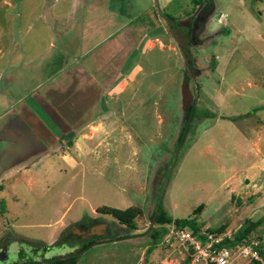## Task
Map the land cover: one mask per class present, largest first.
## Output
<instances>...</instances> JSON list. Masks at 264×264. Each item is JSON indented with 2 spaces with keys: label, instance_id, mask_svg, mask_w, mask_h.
Instances as JSON below:
<instances>
[{
  "label": "rangeland",
  "instance_id": "obj_1",
  "mask_svg": "<svg viewBox=\"0 0 264 264\" xmlns=\"http://www.w3.org/2000/svg\"><path fill=\"white\" fill-rule=\"evenodd\" d=\"M219 1L231 26L217 36L202 28L203 41L190 47L192 79L162 17L180 26L199 12L196 0H0V174L10 170L0 175L10 210L0 218V264L61 256L89 240L97 243L75 264H192L179 242L153 239L161 229L150 220L157 200L166 215L193 217L209 232L243 223L249 197L229 198L226 188L252 160L249 140L264 117V5ZM96 17L106 23L93 26ZM158 18L164 46L140 49L135 38ZM113 22L123 26L120 40L103 45L100 63L89 62L88 36ZM113 49L120 56H110ZM126 57V68L138 60L141 70L117 77ZM183 81L197 115L175 145ZM48 150L73 164L41 155ZM100 206L131 209V222L96 212ZM11 215L16 221L6 226ZM92 221L105 223V234L72 235ZM256 228L248 241L259 239Z\"/></svg>",
  "mask_w": 264,
  "mask_h": 264
},
{
  "label": "crops",
  "instance_id": "obj_2",
  "mask_svg": "<svg viewBox=\"0 0 264 264\" xmlns=\"http://www.w3.org/2000/svg\"><path fill=\"white\" fill-rule=\"evenodd\" d=\"M259 1L262 2V4L264 5V0H259ZM212 2H213V10L208 16V18L206 19V21L204 22L203 29H204V33L209 36H214V35L217 36L216 34L219 30L221 31L223 30L222 32L229 31V29H226V28L228 26H231L232 20H228L227 18H225L226 14L223 13L222 10L220 9L222 8L220 5L221 1L212 0ZM262 15L264 16V12L260 14V17H262ZM96 18L97 20L93 18L92 20L93 22H91L93 26L97 25L98 27L102 23L104 24L106 23L105 19L99 18V17H96ZM214 18H215V21H213ZM262 19L264 20V17ZM157 21L160 23H157L155 26H152L150 28L151 32L148 35L146 36L142 35V39L140 40L135 38V41H137L136 43L137 44L139 43L138 46L140 45V49L146 50V49H151V48H156V47L162 48L164 46V42L166 41V39L164 38L165 31H164L163 23H161L160 18H158ZM210 23H211V26L209 29L208 26ZM116 24L117 23L113 22L112 24L113 28L109 29V31L107 32L104 31L101 34H99L100 32H96L88 36L87 38L88 41L86 45L89 46L90 42L93 41L91 48L89 50V56L91 57H87L89 62L92 61L94 63H100L95 57L102 58L103 56H106V50L103 49L104 48L103 45L106 46V44L108 43L111 44V42L112 44H115L117 40H120L119 38L121 36L123 26L121 24H117L118 26L116 28L115 27ZM130 33L131 32L129 29V33L127 34V36L130 35ZM94 41L96 42L94 43ZM97 48L98 50H96ZM118 51L119 50L113 49V51L110 52L109 54L110 56L112 54L117 56L119 55ZM125 54H127V52ZM127 57L125 61L123 63H120V65L118 66L119 72H118L117 77H121L122 74H124V76H127L132 72H135L136 74L138 70H141V67L138 64V60H135V62L129 68H126L127 62L129 60V58ZM120 84L117 85V88L120 87ZM261 85H262V88H264V79L261 80ZM259 103L263 107L262 111H259V113L261 114L262 112H264V99H262L261 102ZM257 121H258L257 122V129H258L257 133L256 135H254V137H252L249 140L250 145L248 146V148L250 149L248 152L249 153L252 152V155H253L251 157L252 160L247 164L248 166L246 168L238 172L236 171L235 173H233V175H231L227 188H226V192H227V197L229 198L231 197V194H236V193L243 194L242 196L244 198L246 195H248L249 199L247 203H245L243 207L241 208V211H242L241 219L243 220L247 219L252 222L258 221V225L256 226L257 227L256 229L259 234V239L257 240V244L260 247L263 246L262 248H264V117H259ZM41 155L43 156L45 155L48 157L60 156L66 162H69L67 160L71 158L70 156H66L65 154L53 153L51 150H48L45 153H42ZM69 163L73 164V161L72 162L70 161ZM9 171L10 170L4 171L0 175H3V176L8 175ZM253 185H255V188L252 190L251 186ZM8 206H9L8 204L6 205V203L3 202V199L2 200L0 199V218L6 221L7 219L5 217H7V215H9V212H10V210L8 209L9 208ZM11 218L12 219L8 220L7 222L8 224H6V226L9 225V221H12V222L16 221V218H14L13 216ZM0 229L5 230V226L1 224ZM34 250L36 251L37 249H34ZM44 250L45 249H42V251ZM56 256H60V255H56Z\"/></svg>",
  "mask_w": 264,
  "mask_h": 264
},
{
  "label": "trees",
  "instance_id": "obj_3",
  "mask_svg": "<svg viewBox=\"0 0 264 264\" xmlns=\"http://www.w3.org/2000/svg\"><path fill=\"white\" fill-rule=\"evenodd\" d=\"M198 6L200 5L199 12L195 15H189L185 21L177 25L173 22V20L167 16H163V21L168 29L173 30V37L178 45L179 51L181 53L184 67L186 70L191 73V75L198 72L194 67H192L191 56H190V47L191 45H198L200 44L203 39L199 37L200 32L202 31L204 22L210 15L213 10V2L212 0H196ZM175 21V20H174ZM184 40V44L182 41ZM197 74V73H196ZM197 115V109L195 107L194 102L187 104L185 107L183 114H182V125L178 136L176 138V144L182 141L183 137L186 134V131L189 127L191 120ZM212 115L209 112H206V116ZM157 200L155 204V208L150 215V220L154 224H158L161 226L159 231H152V237L154 240H158L163 232H164V225L166 224H174L176 226H185L192 230H197L200 225L195 222L193 217H186V218H171L170 216L166 215L160 209V202ZM200 204H198L195 208H193V212L200 208ZM96 212L110 214L113 218L123 224H128L131 222V218L133 213H131V209H117L109 206H100L97 207ZM258 225V221H249L247 219L243 220V223L231 233L230 239H225L222 243L223 244H239L242 242H247L249 240V233ZM113 240V239H112ZM96 244L95 241H87L86 243H82L80 247L77 249H73V251L63 255V256H56L49 259H41L39 261L29 260L19 264H42V263H50V264H75V260L78 258V255L86 249L91 244ZM52 245V244H50ZM49 245V246H50ZM46 246V245H42ZM261 257V260L264 262V248L260 247L258 244L255 247ZM149 249V248H148ZM255 264H259L257 261H253Z\"/></svg>",
  "mask_w": 264,
  "mask_h": 264
},
{
  "label": "built area",
  "instance_id": "obj_4",
  "mask_svg": "<svg viewBox=\"0 0 264 264\" xmlns=\"http://www.w3.org/2000/svg\"><path fill=\"white\" fill-rule=\"evenodd\" d=\"M231 233L209 232L199 227L197 230L185 226L167 225L161 241L169 244L177 241L186 249V256L192 264H233L238 259H248L264 264L255 248V240L239 244H223Z\"/></svg>",
  "mask_w": 264,
  "mask_h": 264
},
{
  "label": "flooded vegetation",
  "instance_id": "obj_5",
  "mask_svg": "<svg viewBox=\"0 0 264 264\" xmlns=\"http://www.w3.org/2000/svg\"><path fill=\"white\" fill-rule=\"evenodd\" d=\"M98 225H99V222H97V221H92L90 223H84V222L78 223L76 225L77 226V233L76 234L72 233V235L74 237L82 238V239H85V238L89 239L92 236H94V237L99 236V235L95 234L99 231V229H97Z\"/></svg>",
  "mask_w": 264,
  "mask_h": 264
},
{
  "label": "water",
  "instance_id": "obj_6",
  "mask_svg": "<svg viewBox=\"0 0 264 264\" xmlns=\"http://www.w3.org/2000/svg\"><path fill=\"white\" fill-rule=\"evenodd\" d=\"M191 78L193 79L194 75H191ZM190 100H191V94L189 93L187 87L184 86V81H183L182 86H181V107H182V111H184L185 107L187 106V104ZM97 229H99V231L97 233H95L96 235L105 234L106 224L105 223H99Z\"/></svg>",
  "mask_w": 264,
  "mask_h": 264
}]
</instances>
